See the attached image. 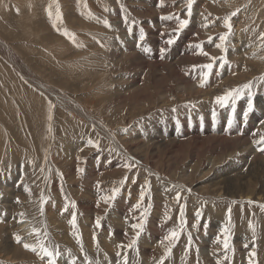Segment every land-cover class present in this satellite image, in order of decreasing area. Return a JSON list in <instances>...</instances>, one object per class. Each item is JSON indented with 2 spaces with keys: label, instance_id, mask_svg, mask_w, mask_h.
Returning <instances> with one entry per match:
<instances>
[{
  "label": "rangeland",
  "instance_id": "rangeland-1",
  "mask_svg": "<svg viewBox=\"0 0 264 264\" xmlns=\"http://www.w3.org/2000/svg\"><path fill=\"white\" fill-rule=\"evenodd\" d=\"M225 33L226 52L217 47ZM262 37L264 0H193L190 15L187 0H0V264L49 262L17 236L51 246L59 264H264V200L227 197L211 183L263 173L264 153L248 152L262 144L264 117L236 115L264 97ZM234 89V102L217 103ZM242 126V148L220 141L243 139ZM6 242L18 250L2 252Z\"/></svg>",
  "mask_w": 264,
  "mask_h": 264
},
{
  "label": "bare ground",
  "instance_id": "bare-ground-1",
  "mask_svg": "<svg viewBox=\"0 0 264 264\" xmlns=\"http://www.w3.org/2000/svg\"><path fill=\"white\" fill-rule=\"evenodd\" d=\"M203 16V15H202ZM148 31V30H147ZM244 40V39H243ZM127 41V40H126ZM129 41V40H128ZM243 42V41H242ZM250 48V47H249ZM242 51V50H241ZM234 52V51H233ZM249 52V51H248ZM236 54V53H235ZM244 54V53H243ZM133 57V56H132ZM150 69V68H149ZM259 72V71H258ZM173 73V72H172ZM226 78V77H225ZM248 80V79H247ZM229 81V80H228ZM191 91V90H190ZM201 91V90H200ZM194 92V91H193ZM192 92V93H193ZM199 92V91H198ZM209 93V92H208ZM206 95V94H205ZM260 96H262V95H260ZM183 97V96H182ZM165 98V97H164ZM167 101V100H166ZM257 101V104L259 105V107L260 108H258V110H256V111H250L249 112V110H248V112L249 113H247V115H249L250 116V120H253L254 122H257V121H259V119L262 117H264V97H258V99L256 100ZM260 104H259V103ZM245 105V104H244ZM256 105V104H255ZM239 110V109H238ZM253 110V109H252ZM258 111H260V112H258ZM258 113H261L260 114V116H259V114ZM236 115H240V121H242V122H244V123H248V121H249V119H248V117L245 119V116H244V119L242 118V111L241 110H239L237 113H236ZM183 119V118H182ZM220 120V119H219ZM185 121V120H184ZM187 125V124H186ZM258 125H259V129H261L262 131H263V129H264V124H260V123H258ZM187 128V127H186ZM248 128L247 127H245V126H242L241 127V130H240V134L242 135V138L243 139H236L235 141L233 140V141H226V140H222V139H220V141H222V143H228V147H233V146H241V148H242V146L243 145H246L249 141H248V138H246V136H247V133H246V130H247ZM193 132V131H192ZM195 132H196V130H195ZM259 134V133H258ZM151 135V134H150ZM182 135H184V134H182ZM264 135V134H263ZM195 136H197L196 134L193 136L194 138H198V137H195ZM206 136V135H205ZM209 136V135H208ZM217 136H219V135H217ZM222 136H224V135H221V137ZM231 138H233V137H231ZM184 139V138H183ZM224 139V138H223ZM195 140V139H194ZM198 140V139H197ZM204 140V139H203ZM219 140V139H218ZM216 141V140H215ZM168 142V141H167ZM177 144V143H176ZM191 144V143H190ZM250 144V143H249ZM180 145V144H179ZM195 145V144H194ZM226 145V144H225ZM185 146V145H184ZM203 146V145H202ZM250 146V145H249ZM258 146V149L257 150H255V149H251V146L249 147V150L251 151V153L250 152H248V156H250L251 154H253L254 156H258V154H260L261 155V153H264V152H262V151H260L259 149L260 148H262V147H264V144H260V145H257ZM163 147V146H162ZM183 147V146H182ZM189 147H190V145H189ZM199 148V147H198ZM119 149V148H118ZM168 149V148H167ZM202 149V148H201ZM244 149V148H243ZM172 150V149H171ZM177 150H179V149H177ZM182 150V149H181ZM203 150V149H202ZM225 150V149H224ZM158 151V150H157ZM184 151V150H183ZM201 151V150H200ZM218 150H216V152H217ZM223 151V150H222ZM227 151V150H226ZM159 152V151H158ZM176 152V151H175ZM180 152V151H179ZM232 152V151H231ZM163 153V152H162ZM169 153V152H168ZM177 153V152H176ZM184 153V152H183ZM233 153V152H232ZM230 154V153H229ZM235 154V153H234ZM244 154V153H243ZM243 154H242V156H243ZM256 154V155H255ZM187 157V156H186ZM182 158V157H181ZM245 158V157H244ZM249 158V157H248ZM248 158L246 159V160H248ZM190 159V158H189ZM256 159V158H255ZM171 163V162H170ZM231 163V162H230ZM236 164V163H235ZM244 164V163H243ZM251 164V163H250ZM257 164V163H256ZM255 164V165H256ZM201 165V164H200ZM252 166V165H251ZM246 167V166H245ZM245 167H244V169H245ZM230 168V167H229ZM232 168V167H231ZM262 168V174H258V175H254V174H257L258 172H256V170H253V169H249V170H251L252 172H253V174L251 173V172H245V171H243L242 169L241 170H239V171H236V172H234V173H232V174H230L229 176H228V178H224V179H217V177L214 175V177L212 178V181L213 182H211L212 183V186L213 187H215V188H217L218 190V192H223L224 193V195L225 196H227V197H232V198H237V199H239L240 200V198H246V199H250V198H254V199H259V200H264V163L262 162V160H260V166L258 167V169H261ZM95 169V168H94ZM233 170V169H232ZM226 171V170H225ZM233 172V171H232ZM246 175H245V174ZM189 174V173H188ZM191 174V173H190ZM218 174V173H217ZM224 177V176H223ZM256 177V178H255ZM27 180V179H26ZM24 182V181H23ZM185 184V183H184ZM196 186V185H195ZM22 187V186H21ZM212 187V188H213ZM13 189V188H12ZM20 189H22V188H20ZM28 191V190H27ZM211 191H213V190H211ZM217 196V195H216ZM27 198H29V197H27ZM126 198V197H125ZM194 198V197H193ZM227 199V198H226ZM232 200V199H231ZM235 200V199H234ZM4 201V200H3ZM9 202V201H8ZM28 202V201H27ZM5 203V202H4ZM5 206V205H4ZM9 206V205H8ZM7 206V207H8ZM13 206V205H12ZM194 206V205H193ZM13 208V207H12ZM21 208L19 207L18 208V211H21L20 210ZM72 210V209H71ZM211 210V209H210ZM52 212H54L53 210H51ZM14 212V211H13ZM26 212V211H25ZM1 213V212H0ZM51 213V212H50ZM22 215V213H20V212H18V215H16L17 217H16V222H18V223H20V221L22 220L21 218H20V216ZM56 216V215H55ZM53 217V216H52ZM51 217V218H52ZM112 217V216H111ZM113 217H116V216H113ZM54 218V217H53ZM113 220H115V225H113V226H116L117 224H120V221L118 222V219L116 220V219H113ZM66 221V220H65ZM85 224V223H84ZM90 226V225H89ZM112 225H111V227H113ZM3 229H4V225H1V232L3 231ZM118 229V228H117ZM222 229V228H221ZM5 231V236H6V238L8 239V241H10L11 242V240H10V238H11V234H10V232H7V229L6 230H4ZM88 231V230H87ZM91 231V230H90ZM222 232V231H221ZM117 233H118V230H117ZM120 233V232H119ZM221 234H223V233H221ZM17 236V235H16ZM59 236V235H58ZM82 236V235H81ZM92 236V235H91ZM106 236V235H105ZM264 236V235H263ZM21 239H20V243L22 244V248H23V244L25 245V244H29V245H32V242H31V240H28V238L26 239L27 241L26 242H24L23 240H22V238L23 237H21V236H19ZM85 237V236H84ZM116 237V236H115ZM35 238V236L33 237V239ZM117 238V237H116ZM30 239V238H29ZM32 239V238H31ZM91 239V238H90ZM240 239V238H239ZM244 239V238H243ZM263 239V238H262ZM118 239H113L111 242H116ZM197 240V239H196ZM264 240V239H263ZM90 241V240H89ZM207 241V240H206ZM206 241H202L203 242V244H205L206 246H207V243H206ZM259 241H260V239H259ZM10 242H6V246H4V251H2V252H6V251H8V252H13V251H15L17 248H15V247H13L12 245H11V243ZM24 242V243H23ZM52 242V241H51ZM239 242V241H238ZM54 244V243H53ZM90 244V245H89ZM88 245L89 246H91V241H90V243H89ZM213 244V243H212ZM246 244V243H245ZM248 244V243H247ZM263 244V243H262ZM3 246V245H2ZM38 246V245H37ZM49 247V246H48ZM51 247V246H50ZM49 247V248H50ZM209 247H210V245H209ZM244 247V246H243ZM1 248V247H0ZM54 248V247H53ZM251 248V247H250ZM25 249H28V248H23V250H25ZM37 249H39V247H37ZM144 249V248H143ZM202 250H199V252H201V254L203 255V256H205V259H206V261H204V259L202 258V256H201V261L202 262H204V263H207V262H209L208 260V255H207V253H209V252H207L206 253V250H207V248L206 247H202L201 248ZM18 250V249H17ZM29 251H30V249H28ZM236 250V249H235ZM253 250V249H252ZM144 251H145V254H143L145 257H146V250L144 249ZM250 251V250H249ZM16 252H18V251H16ZM19 252H20V250H19ZM238 252V251H237ZM245 252V251H244ZM248 253V252H247ZM246 253V254H247ZM13 254V253H12ZM12 254H11V256H12ZM15 254V253H14ZM23 256L24 257H26L24 254H23ZM13 257H15V255L13 256ZM20 258V257H19ZM45 259L46 258H48V257H44ZM7 259V258H6ZM11 259H12V257H11ZM263 259V258H262ZM2 260V259H1ZM8 260V259H7ZM12 261V260H11ZM13 261H15V260H13ZM57 261V260H56ZM224 261V260H223ZM222 261V262H223ZM4 262L6 263V261L4 260ZM37 262V261H36ZM35 262V263H36ZM38 262H39V260H38ZM37 262V263H38ZM13 263V262H12ZM16 263V262H15ZM47 263H49V262H47ZM46 263V264H47ZM221 263V262H220ZM18 264V263H17ZM31 264V263H30ZM41 264V263H40ZM56 264H59L58 262H56ZM62 264H70L69 262H64V263H62ZM102 264H115L112 260H106L105 262H102ZM116 264H124V263H116ZM234 264V263H233Z\"/></svg>",
  "mask_w": 264,
  "mask_h": 264
},
{
  "label": "snow or ice",
  "instance_id": "snow-or-ice-1",
  "mask_svg": "<svg viewBox=\"0 0 264 264\" xmlns=\"http://www.w3.org/2000/svg\"><path fill=\"white\" fill-rule=\"evenodd\" d=\"M161 2H162V0H161ZM192 3H193V0H187V6H188L189 15L191 14ZM56 8H57L56 13H55V15H53L52 6L51 5L49 6V17L53 19L54 26H56L57 23H62L63 22V16H62V13L59 11V5L58 4L56 5ZM235 15H236V12H233L231 14V16H235ZM231 16L225 18V27L229 29V32L231 31V27H232L231 26V23L229 22L230 19H231ZM171 18L172 17H165V19H171ZM104 23L106 24V26H109L110 27V25L108 24L107 21H105ZM187 24H188V20H181L179 22V28L182 29ZM57 30L60 31L59 28H57ZM63 34L65 36H68L69 39H71L73 41V43L76 42L75 41V34L74 33H71L67 29H64ZM227 35H228V33H225L224 35H221L219 37L221 43L217 45L218 48H221L225 52L227 51V49L224 46L225 45V41L227 39ZM262 38H264V37H262ZM143 39H144V34H143V30H141L140 40H143ZM167 43L168 44H172V43H174V41L172 39H169L167 41ZM78 46H81V45H78ZM197 47H200V46L198 45ZM145 50L146 51H149L148 49H145ZM161 52L163 53L164 52V49H162ZM201 54L207 55V53H203L202 48H201ZM213 59H215V58H213ZM225 62H227V61L225 60ZM204 67L206 69H208V73H205V76H204V80H206L208 74L211 72V69H212L213 65L212 64H208V65H204ZM202 86H203V81H202ZM250 87H251V85H244V88H250ZM240 95H241V90L240 89L229 90L225 95L218 96L216 98V101H217L218 104H220L221 106H223V105H226L229 102L230 99H232L233 102H234L235 98L239 97ZM248 110L249 111L252 110V104L251 103H249V105H248ZM233 111H234V108H233ZM246 118H247V113H245V119ZM231 123L232 122L229 121V124H231ZM89 143H92V142L89 141ZM260 143L264 144V137H261ZM259 150L262 151V152H264V147L260 148ZM125 166L128 167V168H131V165L130 164L129 165H125ZM80 171L83 172V169H80ZM126 179L127 178H125V180ZM122 183H123V181H122ZM119 191H120L119 188H114L112 190V195L104 198L105 201L107 202V201H110V200H114L115 199V196L119 193ZM144 195H145V193L143 191H141V193H140V200H141V202L144 199ZM177 200H179V196H177ZM74 206L75 205L73 204V207ZM136 207L139 208L140 207V204L138 203L136 205ZM261 207L264 208V205H261ZM65 210H67V206H65ZM180 216H181V221L183 223V217H184L183 208L181 209ZM100 219L101 218L98 217L97 220H96V226L97 227H100L101 226L100 225ZM71 223H72V225L74 227L76 226V216L75 215H73L72 220H71ZM133 227L136 228V229H138L137 234H136V237L138 239V237L140 235V231L143 230L144 225L138 223V224L133 225ZM224 233H225V236L227 237V235H228V229L227 228L224 229ZM179 234H180L179 232L173 231L169 235V237H167V239L174 241L179 236ZM20 239L21 238L19 236L16 237L17 242H19ZM189 241H191V237H189ZM135 243H136V239H133L132 244H130L129 247H131ZM223 243H224V247L227 249L229 247V240H228V238H226L223 241ZM24 247L30 249L33 252H36L37 251V247L36 246H33V245L25 244ZM39 249H40V253H42V256H41L42 259L46 256V257L49 258V264H56V257L59 255V252L58 251H54V250L49 249L47 246H45V244L43 242H41L39 244ZM167 251H168V253H170L171 249L169 248ZM252 255H255V252L254 251H253ZM161 264H163V260L161 261Z\"/></svg>",
  "mask_w": 264,
  "mask_h": 264
}]
</instances>
